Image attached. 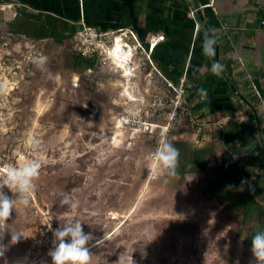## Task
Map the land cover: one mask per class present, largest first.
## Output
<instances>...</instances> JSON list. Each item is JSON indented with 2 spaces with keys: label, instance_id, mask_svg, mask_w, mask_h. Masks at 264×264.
<instances>
[{
  "label": "rangeland",
  "instance_id": "obj_1",
  "mask_svg": "<svg viewBox=\"0 0 264 264\" xmlns=\"http://www.w3.org/2000/svg\"><path fill=\"white\" fill-rule=\"evenodd\" d=\"M79 21L0 6V169L36 159L37 151L41 159L30 204L18 205L2 226L0 264H52L48 224L55 230L73 220L93 236L90 264H256L251 239L264 230V209L223 205V194L216 197L198 171L168 175L147 159L162 139L173 146L174 136L190 132L189 121L170 122L169 111L154 120L165 133L125 125L114 142L117 122L143 114L155 86L165 97V84L148 76L142 51L145 64L130 82L138 101L130 102L126 81L107 60L112 31L90 39L96 52L83 56L76 36L89 26ZM32 140L40 142L37 151ZM65 196L75 209L61 203ZM12 232L21 236L16 243Z\"/></svg>",
  "mask_w": 264,
  "mask_h": 264
},
{
  "label": "crops",
  "instance_id": "obj_2",
  "mask_svg": "<svg viewBox=\"0 0 264 264\" xmlns=\"http://www.w3.org/2000/svg\"><path fill=\"white\" fill-rule=\"evenodd\" d=\"M14 4L20 14L82 17L99 32L126 25L146 45L163 35L154 57L158 70L184 82L188 105L201 120L227 121L223 132L192 128L180 140L174 136L175 171H198L216 197L223 194V205L264 209V0H0L3 9ZM206 38L215 40L212 56L204 53ZM216 62L219 76L211 71Z\"/></svg>",
  "mask_w": 264,
  "mask_h": 264
},
{
  "label": "clouds",
  "instance_id": "obj_3",
  "mask_svg": "<svg viewBox=\"0 0 264 264\" xmlns=\"http://www.w3.org/2000/svg\"><path fill=\"white\" fill-rule=\"evenodd\" d=\"M214 44L215 40L205 39L203 47L206 55H214ZM44 62V58H40L38 66L42 67ZM221 70L222 65L218 62L213 63L211 71L214 75L219 76ZM30 145L34 151L40 148L38 140L30 141ZM177 157L178 151L170 142L162 139L156 151L151 153L147 159L154 161L161 172L175 175ZM40 168L41 159L37 151L36 159L28 160L20 166L6 164L0 169V239H2L5 229L2 226L6 224L13 210L18 205L27 207L30 204L35 189L34 181L39 176ZM5 188L13 195L9 196L4 191ZM61 203L69 205L72 209L76 208V204L68 196H65ZM48 228L53 232L54 237V247L49 252L52 264H90L91 254L87 245L93 240V236L91 233L84 231L83 223L79 220H73L61 224L55 230L52 229L51 223H49ZM20 237L19 234L12 232L11 243H16ZM251 251L256 264H264V230L258 231L252 237ZM3 254L4 245L0 244V256H3Z\"/></svg>",
  "mask_w": 264,
  "mask_h": 264
},
{
  "label": "built area",
  "instance_id": "obj_4",
  "mask_svg": "<svg viewBox=\"0 0 264 264\" xmlns=\"http://www.w3.org/2000/svg\"><path fill=\"white\" fill-rule=\"evenodd\" d=\"M199 9H195L191 11V16L195 19V15L198 12ZM196 29H199V23L195 22ZM261 27L264 29V20L261 21ZM106 32H99L91 27H86L83 24V29L78 33L76 36L77 46L75 49L82 54L83 56H92L96 50L94 47H91L93 45L87 43L92 38H99L101 36L106 35ZM113 34V40L110 43V46L113 45L114 40L117 39L118 36L122 37L125 40V44H128L132 47L134 51V58L137 56L138 59V66H143L145 64L144 61V54L147 56L146 59L148 60V63L150 64L149 68L150 71L148 73V76L153 78V82L156 83L161 80L163 84H165L164 88V95L165 97H159L158 89L155 86V89L153 91V100L150 99L148 101V104L144 108L143 114L139 113H132L127 116H123L120 120L122 121L123 125L128 126L130 128H140L142 132H153L155 129L160 128L164 129L161 125L154 122L155 119H162L168 115V112H172L169 114V120L170 122L177 117H181L189 121V123L192 125L193 129L197 131V133L202 134L205 131H220L223 132L227 126L226 119L219 120V121H213V122H207L201 120L197 115H195L191 108L188 105L187 102V93L185 89L184 82H180L179 84H176L168 79L165 78V76L158 70L156 65L154 64L153 60H151L150 55L153 53L154 48L164 41L165 37L154 35L151 36L148 44L150 49L144 47L141 42L138 40V38L135 36V33L131 29L123 28L118 29L116 31H112ZM132 41L133 44L131 43ZM143 51V52H142ZM155 74V78L152 76ZM79 77H75L73 80V86H78ZM173 96H175V100L173 99ZM170 98L169 101L167 98ZM153 109V115L151 114V111ZM153 117V122H152ZM168 131V128L165 127L164 133ZM164 135V134H163ZM162 135V137H164ZM197 144L200 143L199 140L196 141ZM153 169H156V164L153 167Z\"/></svg>",
  "mask_w": 264,
  "mask_h": 264
},
{
  "label": "bare ground",
  "instance_id": "obj_5",
  "mask_svg": "<svg viewBox=\"0 0 264 264\" xmlns=\"http://www.w3.org/2000/svg\"><path fill=\"white\" fill-rule=\"evenodd\" d=\"M107 60L114 66L117 73L121 74V77L126 81L121 84L123 87V95L132 103L137 102L138 98L131 91L130 82L136 76V67L134 65V53L130 45L125 44V40L118 36L114 40L113 45L106 52ZM124 125L121 120L117 122L118 133L115 136V143L119 135H121V128ZM164 136V135H163Z\"/></svg>",
  "mask_w": 264,
  "mask_h": 264
},
{
  "label": "trees",
  "instance_id": "obj_6",
  "mask_svg": "<svg viewBox=\"0 0 264 264\" xmlns=\"http://www.w3.org/2000/svg\"><path fill=\"white\" fill-rule=\"evenodd\" d=\"M75 25L78 26L79 29L81 28V25H77V24H75ZM125 26H126V25H125ZM125 26L121 27V29H123ZM147 46H148V45H147ZM156 50H157V46H156V48H154L153 53H152L154 63H155L154 57H155V52H156ZM89 64H90V63H89Z\"/></svg>",
  "mask_w": 264,
  "mask_h": 264
},
{
  "label": "water",
  "instance_id": "obj_7",
  "mask_svg": "<svg viewBox=\"0 0 264 264\" xmlns=\"http://www.w3.org/2000/svg\"><path fill=\"white\" fill-rule=\"evenodd\" d=\"M203 21V23H204V20H202ZM205 25V24H204ZM216 57H217V59L219 58V51H217V53H216Z\"/></svg>",
  "mask_w": 264,
  "mask_h": 264
},
{
  "label": "flooded vegetation",
  "instance_id": "obj_8",
  "mask_svg": "<svg viewBox=\"0 0 264 264\" xmlns=\"http://www.w3.org/2000/svg\"><path fill=\"white\" fill-rule=\"evenodd\" d=\"M149 47V45L147 46V48Z\"/></svg>",
  "mask_w": 264,
  "mask_h": 264
}]
</instances>
